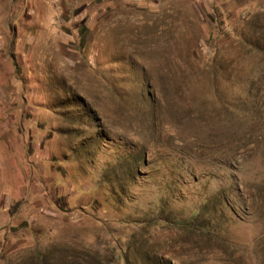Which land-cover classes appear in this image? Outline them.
Here are the masks:
<instances>
[{"label": "rangeland", "instance_id": "rangeland-1", "mask_svg": "<svg viewBox=\"0 0 264 264\" xmlns=\"http://www.w3.org/2000/svg\"><path fill=\"white\" fill-rule=\"evenodd\" d=\"M0 264H264V0H0Z\"/></svg>", "mask_w": 264, "mask_h": 264}]
</instances>
